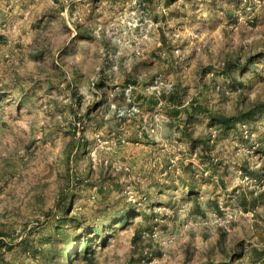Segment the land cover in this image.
<instances>
[{"label": "rangeland", "instance_id": "obj_1", "mask_svg": "<svg viewBox=\"0 0 264 264\" xmlns=\"http://www.w3.org/2000/svg\"><path fill=\"white\" fill-rule=\"evenodd\" d=\"M0 264H264V0H0Z\"/></svg>", "mask_w": 264, "mask_h": 264}]
</instances>
